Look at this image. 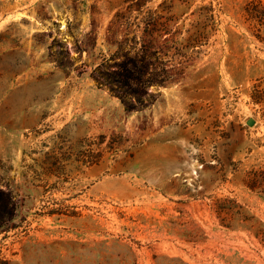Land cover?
I'll return each mask as SVG.
<instances>
[{
  "label": "rangeland",
  "instance_id": "rangeland-1",
  "mask_svg": "<svg viewBox=\"0 0 264 264\" xmlns=\"http://www.w3.org/2000/svg\"><path fill=\"white\" fill-rule=\"evenodd\" d=\"M0 264H264V0H0Z\"/></svg>",
  "mask_w": 264,
  "mask_h": 264
},
{
  "label": "trees",
  "instance_id": "trees-1",
  "mask_svg": "<svg viewBox=\"0 0 264 264\" xmlns=\"http://www.w3.org/2000/svg\"><path fill=\"white\" fill-rule=\"evenodd\" d=\"M122 66L124 67L125 65L124 64H122ZM127 73H128V71H127ZM111 75L112 76H116L117 77V80L121 83L123 80H125V81H123L125 84V86H124V89L125 90H123V92H117V95L121 98V99H123V101H127V99L129 98V97H134V98H139L140 97V95H139V93H138V91L135 89V88H133L132 86H131V82H129V80L127 79V78H131V76H129V74H126L125 73V71H124V73L122 74V73H120V72H112L111 73ZM123 77H124V79H123ZM116 80V79H115ZM122 88H123V86H121ZM127 97V98H126ZM1 214H2V216H5V215H7V211H5V210H2L1 211Z\"/></svg>",
  "mask_w": 264,
  "mask_h": 264
},
{
  "label": "water",
  "instance_id": "water-1",
  "mask_svg": "<svg viewBox=\"0 0 264 264\" xmlns=\"http://www.w3.org/2000/svg\"><path fill=\"white\" fill-rule=\"evenodd\" d=\"M250 124H253V120H250V122H249Z\"/></svg>",
  "mask_w": 264,
  "mask_h": 264
}]
</instances>
